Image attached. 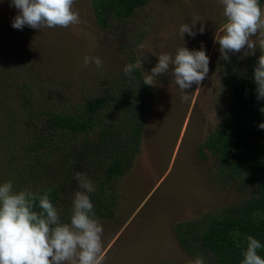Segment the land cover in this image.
I'll use <instances>...</instances> for the list:
<instances>
[{
    "label": "rangeland",
    "instance_id": "obj_1",
    "mask_svg": "<svg viewBox=\"0 0 264 264\" xmlns=\"http://www.w3.org/2000/svg\"><path fill=\"white\" fill-rule=\"evenodd\" d=\"M74 8L79 10L78 24L18 30L12 27L18 10L10 6V0H0V183L11 180L16 191L57 187L56 208L67 223L74 194L82 191L76 173H85L96 186L110 154L97 147L94 137L91 150L79 139L54 137V152L35 155L33 165L26 153L31 138L12 125L18 120L15 114L21 112V91L9 81L27 86L22 92L32 93L34 113L71 114L107 89L115 95L127 91L133 96L138 85L123 68L130 59L136 62L140 57V45L144 46L140 69L144 79L158 63L159 54L174 56L183 43L190 50H199L203 44L210 57L209 72L199 86L185 90L190 96L187 102H182L184 93L171 71L149 85L152 105L138 152L129 171L114 181L112 217L99 219L104 228L103 264H188L196 257L179 245L175 224L219 214L251 193L250 189L237 190L233 183H220L214 159L207 152L204 158L198 153L228 104L223 77L226 61L215 41L216 31L226 23L223 6L220 0H151L131 19L112 20L107 30L96 24L89 0H75ZM193 14L201 17L194 28L197 34L185 33L183 41L179 27L191 24ZM201 24L202 34L198 31ZM245 51L228 54L229 59H237L236 68L242 73L254 56L261 55L258 44L254 54L244 55ZM85 56H99L102 66L85 67ZM16 66L24 70H12ZM105 118L119 124L125 118L120 99ZM42 120L40 116L34 119L37 127L44 124Z\"/></svg>",
    "mask_w": 264,
    "mask_h": 264
},
{
    "label": "trees",
    "instance_id": "obj_2",
    "mask_svg": "<svg viewBox=\"0 0 264 264\" xmlns=\"http://www.w3.org/2000/svg\"><path fill=\"white\" fill-rule=\"evenodd\" d=\"M150 1L89 0V5L96 24L107 30L112 20H129L137 9ZM263 3L264 0H260L261 7ZM258 58L256 55L251 59V65L244 73L236 68V58L224 63V90L229 93L228 104L221 122L198 148L201 158L207 152L214 159L220 183H233L237 190L250 189V196L241 203L226 207L219 214H205L196 220L176 223L173 228L181 248L193 257L203 256L205 264H241L249 237L260 241L262 247L258 254L264 258V129L258 127L264 123V112L261 111L264 99H257L254 82ZM128 63L135 62L130 59ZM14 69L24 70L21 66ZM132 79L138 85L133 96L127 91L115 95L107 89L79 105L71 114L34 113L32 93L22 92L27 86L9 81L13 89L21 91V112L15 114L18 120L12 125L31 138L26 153L32 158L33 165L35 155L48 156L54 152V137L64 141L79 139L88 150H91L94 137L97 147L109 150V161L96 183V191L90 194L98 219H108L113 215L116 205L114 181L120 180L131 168L152 105L149 100L152 91L143 83L140 69L132 73ZM119 99L125 109V118L120 124L105 118ZM37 116L44 121L40 127L34 122ZM33 192L40 195L49 193L55 207L60 200L57 187H44Z\"/></svg>",
    "mask_w": 264,
    "mask_h": 264
},
{
    "label": "clouds",
    "instance_id": "obj_3",
    "mask_svg": "<svg viewBox=\"0 0 264 264\" xmlns=\"http://www.w3.org/2000/svg\"><path fill=\"white\" fill-rule=\"evenodd\" d=\"M220 3L226 18V23L215 33L221 57L230 62L229 53L247 49L244 55L254 54L258 44L261 55L254 68V82L257 99H264V8L260 0H220ZM74 4L75 0H10V6L18 10L12 27L40 30L78 24L80 14ZM197 21H201V17L193 14L191 24L179 27L182 40L185 33L196 36ZM198 31L203 33V24ZM139 48L140 57L123 68L129 78L136 69L142 68L144 46ZM92 63L99 68L103 61L99 56H85L84 66ZM209 64L210 57L203 44L199 50H190L183 43L174 56L167 52L159 54L158 63L146 73L143 83L154 85L156 77L171 71L184 93L182 102H187L190 96L185 90L202 83L208 75ZM261 111L264 112V108ZM258 127L264 129V123ZM76 179L82 191L74 194L72 214L67 223L61 221L49 193L40 195L28 189L16 191L11 180L0 183V264H103L104 228L90 199L96 186L85 173L77 172ZM261 247L259 240L249 237L241 264H264V258L258 254ZM188 264H205V260L197 256Z\"/></svg>",
    "mask_w": 264,
    "mask_h": 264
}]
</instances>
